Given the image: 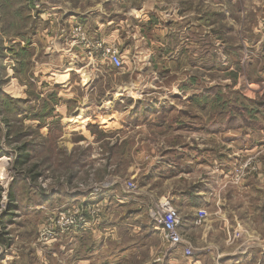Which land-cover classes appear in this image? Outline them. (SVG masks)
<instances>
[{
	"label": "rangeland",
	"instance_id": "1",
	"mask_svg": "<svg viewBox=\"0 0 264 264\" xmlns=\"http://www.w3.org/2000/svg\"><path fill=\"white\" fill-rule=\"evenodd\" d=\"M95 2L0 0V264L152 263L148 251L159 235L143 242L138 220L133 241L146 255L111 257L106 240L81 259L93 249L91 237L68 252L65 235L78 230L52 233L58 214L80 204H64V194L109 184L126 191L127 181L138 187L163 156L169 175H185L160 198L175 204L207 189L206 217L227 218L215 241L258 250L264 239L247 229L264 235V0H125L110 8L120 25L100 31L111 17L78 14ZM81 35L88 47L99 41L116 53L120 65L90 56ZM1 96L16 102L1 106ZM89 101L111 106L119 120L141 109L143 122L80 124L85 119L74 115ZM129 244L123 233L116 247Z\"/></svg>",
	"mask_w": 264,
	"mask_h": 264
},
{
	"label": "crops",
	"instance_id": "2",
	"mask_svg": "<svg viewBox=\"0 0 264 264\" xmlns=\"http://www.w3.org/2000/svg\"><path fill=\"white\" fill-rule=\"evenodd\" d=\"M99 1L100 2H95L93 5L84 8L83 11L78 12V14L84 17L101 15L111 17L105 22H99L97 31H100L103 26H106L112 21L118 22L119 24L116 25L119 26L121 21L119 22L116 18L118 16L117 11L113 9L111 10L110 8L114 7L117 4L120 5V3L125 0ZM105 3L109 8H105ZM135 9L137 11L142 10V8L140 7L138 9L135 7ZM92 101H89L88 103L77 109L74 117L80 115L81 119H85L84 121H79L80 124L87 122L90 124H101V127L104 128L123 126L124 124L126 127L138 128L143 122L138 118V116H136V113L144 112L141 111V109L134 110L136 113L134 112V115L128 117L130 119L119 120L116 116H114V114L117 115V110L110 109L111 106H109V108L105 110L104 108L106 107L100 106L101 104ZM105 111L108 112L104 113ZM77 122L78 121H73L74 124H78ZM205 160L207 162V159ZM150 161H152L151 158ZM166 161L167 160L165 156L159 157V159L154 158L153 162H151L150 164L148 171L142 176L143 184L138 185L135 192L127 193L126 191H124L121 185L109 184L100 186L101 190H96L94 192L83 191L82 193L76 195H72L70 193L68 195L64 194V204L70 203L72 201H76L83 205L102 202L105 211L103 215L98 217L97 220L92 219L87 227L79 229L77 232L66 234L64 238L66 245L65 249H67L68 252H71L73 248H75V240H89L91 237V241H93L92 245H94L93 249L89 253H86V255H84L81 259H88L91 256L97 255V253L103 247L107 246V243L105 242L106 240L110 241V243L113 242V246H110L111 249H109L110 251L108 254L111 257H117L121 255V252L123 250H125V256H132L134 254L139 255L140 250H142V254L146 255L147 248H137L134 245L133 241L136 235L134 230L135 220H138L137 227L141 229L142 233L144 232L142 235L144 237L143 242L154 240V236L159 235L158 237H156L159 239V245L150 247L148 251L149 255H156V258L152 259V263L150 264H160L158 263L159 261H163V264H264V244L259 245L258 250H253V247H255L256 244L252 242H248L242 247L238 246L236 248H230L228 247L225 238L215 241L214 237L219 231L223 230L222 221H227V218L225 216L221 215V217L215 218L206 217L203 226L199 228L193 225V220L196 217L197 209L205 208L208 210L209 203L206 194L207 189H197V191H194V194H196L194 195V198H188L184 196L181 200L177 201V203L175 202V204L171 201L173 206L179 211L182 219L179 229L180 233L183 236H187L193 241L192 245L194 250L190 257H185L180 249L168 247L166 245L159 231L155 228L154 223L151 221V217L146 219L145 221L141 219V213H138L137 210H143L145 214V210L148 211V209H150L149 203L151 200L155 198H164V196L160 194V191L161 193L173 191V186L176 187L179 184V180L177 181V179L185 175L182 172L174 171H172V173L169 175L167 167L164 166V163ZM196 169L197 168L195 167V170ZM187 170L190 173V169L188 168ZM206 171L208 173V170ZM160 180L161 182H159ZM156 181L161 183L162 187L157 186L156 188H153L155 187L153 185L157 183ZM180 191L182 192V190ZM35 208L37 209L38 206H36ZM150 211L151 209L148 211L149 214ZM90 225L95 226L90 227ZM247 230V235L249 237L257 238V236H261L262 238L257 239L258 241L264 239V235H262L261 232H254L252 229ZM123 233L125 238H129L130 244L126 247H120V249H118L119 246L116 247V243L122 240ZM245 239L246 237H244V240H242L245 241ZM214 245L218 247H216L217 251H208V249H210V247ZM143 249L146 250L143 251ZM86 262L87 260L80 264H85Z\"/></svg>",
	"mask_w": 264,
	"mask_h": 264
},
{
	"label": "built area",
	"instance_id": "3",
	"mask_svg": "<svg viewBox=\"0 0 264 264\" xmlns=\"http://www.w3.org/2000/svg\"><path fill=\"white\" fill-rule=\"evenodd\" d=\"M82 34V33H81ZM81 41H83L88 47L91 41H88L84 35H81ZM88 53L95 57H105L110 63L114 65H120V61L117 54L112 52L109 48H104L103 44L99 41L92 43V47H88ZM102 50V51H99ZM126 192H135L137 185L131 181L125 183ZM103 206L102 203L92 204H79L66 207L65 210L58 214L57 219L54 222V232L52 235H56L55 231L59 232H70L73 230L83 229L88 226L91 220H97L99 217L100 208ZM150 215L153 217L155 228L159 231L163 241L168 247L178 248L181 250L185 257H190L193 252L192 246L180 233L181 216L177 208L173 206L170 200L162 199L158 201L156 210L151 209ZM207 212L205 208H199L196 212V217L193 220V225H202ZM47 232L45 239H51L52 236Z\"/></svg>",
	"mask_w": 264,
	"mask_h": 264
},
{
	"label": "trees",
	"instance_id": "4",
	"mask_svg": "<svg viewBox=\"0 0 264 264\" xmlns=\"http://www.w3.org/2000/svg\"><path fill=\"white\" fill-rule=\"evenodd\" d=\"M1 97H2V96H1ZM4 97H6V96H4ZM2 98H3V97H2ZM7 101H10V102H16V100H14V99H9V98L6 97L5 99L3 98V101L1 102V106L4 104V102L6 103ZM17 101H18V100H17ZM25 159H26V158L23 157L22 160H20V162H21V163L25 162Z\"/></svg>",
	"mask_w": 264,
	"mask_h": 264
},
{
	"label": "bare ground",
	"instance_id": "5",
	"mask_svg": "<svg viewBox=\"0 0 264 264\" xmlns=\"http://www.w3.org/2000/svg\"><path fill=\"white\" fill-rule=\"evenodd\" d=\"M0 160H2V158H0Z\"/></svg>",
	"mask_w": 264,
	"mask_h": 264
}]
</instances>
